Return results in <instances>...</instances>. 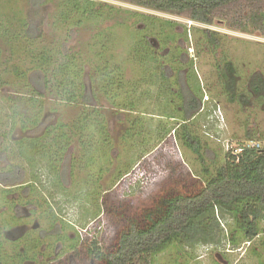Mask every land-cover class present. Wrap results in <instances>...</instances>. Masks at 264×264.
<instances>
[{"label": "trees", "instance_id": "1", "mask_svg": "<svg viewBox=\"0 0 264 264\" xmlns=\"http://www.w3.org/2000/svg\"><path fill=\"white\" fill-rule=\"evenodd\" d=\"M44 1L30 0L35 6ZM65 1L66 6L59 12L58 22L91 25L93 29H98L92 37L95 45L107 49L104 33L107 31V37L111 38V32L98 28L99 21L110 16L105 15L104 5L100 6L94 0ZM117 1L204 25L218 22L243 33L255 34L259 31L264 36V0ZM75 16L77 20L71 22L70 19ZM148 25L150 33L153 32V27ZM26 26L25 33L33 36L32 27ZM10 30L6 27L5 33L13 39V47L18 35L10 33ZM203 36L209 48L216 50L219 47L221 37L217 31L204 29ZM132 40V55L139 74L130 79L125 78L123 66L112 64V54L106 56V51L98 54L101 61L92 67L94 72L87 78L85 66L88 60L82 62L76 52L67 51L64 46L58 50L45 48L37 52L34 47L23 43L25 51L22 55L25 53L28 64L21 66L25 68L17 63L0 71V88L5 85L3 74L9 71L19 77L18 85H21L16 96L1 98L8 108L4 113L8 124L3 131L0 127V183L24 186L32 196L30 205L42 210L41 217L46 216L57 224L58 220L63 221L53 204L57 192H67L69 202L78 208L99 207L104 198L102 192L117 186L129 172L135 160L134 148H137L136 154L141 153L136 158L138 161L154 149L153 142L163 141L174 130L175 139L196 154L202 163V173L196 176L194 186L180 191L167 190L155 197L152 206L127 221L118 232L114 245L103 249L95 241L90 253L103 264H152L154 255L172 244L195 247L200 243L219 242L222 231L220 215L230 218L234 224L230 236L234 245L239 244L237 237L241 235L246 241L255 240L263 231L261 224L264 222V145L261 137L255 138L252 134L248 124L250 116L244 121L247 141H256L259 145L252 147L246 145L248 142L242 143L238 146L241 151L238 148L226 151L224 162L207 164L203 139L191 125L203 108L204 92L199 81L196 91L191 86L175 90L167 72L172 65L163 66L152 47L151 36L140 29L133 32ZM216 66L223 93L230 103L236 102L244 109L252 104L250 95H257V101L264 100L263 76L253 75L247 84L249 86L240 89L237 68L232 61L219 60ZM98 94L103 95L112 107L136 113L135 117L127 118L128 128L121 142L122 148L128 151L126 159H131L119 161L113 170L111 165L120 153L115 157V143L107 114L99 105ZM49 96L59 103L75 105L79 110L70 120H57L45 125L39 133L30 134L42 126ZM146 98L154 100L155 108L147 106ZM177 108L184 113L183 117V114L180 115L182 119L177 115ZM155 114L170 122L161 120L151 125L147 115L153 117ZM18 125L23 135L9 142L10 134ZM69 152L71 185L67 186L63 164ZM109 174L110 181L104 184ZM50 192L54 194L53 200L48 196ZM58 202L61 200L58 199ZM87 225L81 226L82 230H86ZM2 227L0 221V264H7L2 253Z\"/></svg>", "mask_w": 264, "mask_h": 264}, {"label": "rangeland", "instance_id": "2", "mask_svg": "<svg viewBox=\"0 0 264 264\" xmlns=\"http://www.w3.org/2000/svg\"><path fill=\"white\" fill-rule=\"evenodd\" d=\"M94 1L100 6L103 4L105 15H110L98 23L100 30L109 29L111 32V38L107 37V31L104 33L107 49L95 45L92 37L98 29H93L91 25L80 26L76 23L66 25L58 22L59 12L66 6L65 0H45L38 6L32 4L30 0H0V71L3 72L6 67L17 63L19 66L28 64L25 61V53L22 55L23 50L25 51L24 45L34 47L37 52L45 48L58 50L64 46L67 51L76 52L82 62L88 60L85 66L87 78L94 72L92 67L101 61L98 54L102 51H106L105 55L109 57L112 54V64H120L125 68V78H134L139 72L132 55L131 44L134 41L132 34L141 29L143 33L151 36L152 47L163 66L172 65L167 72L170 80L174 82V89L179 91L184 86H191L196 91L200 84L204 92L201 114L191 125L203 139V153L207 164L224 162L229 148L236 150L240 144L248 142L244 125L247 116H250L248 124L252 134L255 138L261 137L264 145V100L258 102L254 95H250L252 104L244 109L236 102L230 103L223 93L222 80L216 66L219 60L232 61L237 68V83L240 89L249 86L247 84L253 75L264 76V36L259 31L255 34L243 33L228 29L218 22L214 25H204L180 16L117 0ZM76 20L77 16L70 19L71 22ZM21 24L23 25L20 30ZM26 24L28 28L32 27L33 36L25 33ZM148 24L153 27L151 33ZM6 27L11 29L10 33L15 32L18 35L13 47V39L5 33ZM204 29L219 33L221 43L216 50L206 44ZM3 80L5 85L0 88L2 131L8 124V119L4 117L8 108L1 98L16 96L21 88V85H18L19 77L12 71L3 74ZM162 88L164 89V85ZM98 99L99 105L107 114L115 143V157L120 153L111 165L113 170L119 161L127 157L128 151L122 148L121 142L124 140L122 136L128 128L127 118L135 117L136 113L112 107L101 94H98ZM145 100L150 109L155 108L152 98ZM78 110L79 107L75 105L59 103L53 96H49L46 99L42 126L37 131L29 133L37 134L45 125L57 120H70ZM177 112L179 117L182 114V117L184 116L180 108H177ZM149 116L147 115V118L153 126L161 120L170 122L159 114ZM146 125L148 127L147 123ZM22 135L18 125L15 132L10 134L9 142L20 139ZM174 136L173 130L163 141L153 142L154 149L142 155L138 161L136 158L141 153L136 154L137 148H134L135 160L129 172L117 186L102 192L104 198L99 207L90 205L78 208L69 202L67 192L66 194L57 192L53 204L59 216L63 218V221L58 220L57 224L46 216L41 217L42 210L30 205L32 196L24 186L0 183L2 253L6 263L103 264L90 253L95 241L103 249L114 245L118 232L124 228L127 221L132 216L142 213L144 208L152 206L155 197L167 190L180 191L194 186L196 176L202 173V163L198 156L182 146ZM68 155L63 164L67 186L71 185L69 178L71 152ZM129 158L131 159L128 157L125 162ZM110 175H106L104 184L110 181ZM52 193L48 194L50 200L54 197ZM58 199L61 200L60 203ZM95 219L98 220L90 223ZM220 219L222 231L219 242L200 243L195 247L172 244L155 254L152 264H264V222L261 224L263 231L255 240L246 241L242 235L236 236L239 243L236 246L230 241L231 230L234 228L232 220L222 215ZM87 223V229L82 230L81 226Z\"/></svg>", "mask_w": 264, "mask_h": 264}, {"label": "built area", "instance_id": "3", "mask_svg": "<svg viewBox=\"0 0 264 264\" xmlns=\"http://www.w3.org/2000/svg\"><path fill=\"white\" fill-rule=\"evenodd\" d=\"M227 145H228V147L230 146L229 143H228ZM246 145H247V146L255 147V146H258L259 143L256 142V141H251V142H248ZM241 150H242L241 148H238V151H241Z\"/></svg>", "mask_w": 264, "mask_h": 264}, {"label": "flooded vegetation", "instance_id": "4", "mask_svg": "<svg viewBox=\"0 0 264 264\" xmlns=\"http://www.w3.org/2000/svg\"><path fill=\"white\" fill-rule=\"evenodd\" d=\"M262 76V75H261ZM264 77V76H263ZM254 97H255V100L257 101V98H259V97H257V95H255L254 94ZM258 102H260V101H258Z\"/></svg>", "mask_w": 264, "mask_h": 264}]
</instances>
